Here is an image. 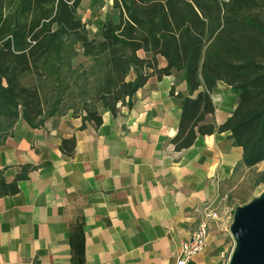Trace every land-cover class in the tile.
<instances>
[{
	"label": "crops",
	"instance_id": "1",
	"mask_svg": "<svg viewBox=\"0 0 264 264\" xmlns=\"http://www.w3.org/2000/svg\"><path fill=\"white\" fill-rule=\"evenodd\" d=\"M178 74L151 75L114 113L98 104L99 125L70 111L0 123V264H176L207 207L221 218L189 264L230 263L222 199L264 160L247 166L229 130L198 133L177 150L176 94L188 92ZM212 97L206 122L218 126L239 96L223 82Z\"/></svg>",
	"mask_w": 264,
	"mask_h": 264
},
{
	"label": "trees",
	"instance_id": "2",
	"mask_svg": "<svg viewBox=\"0 0 264 264\" xmlns=\"http://www.w3.org/2000/svg\"><path fill=\"white\" fill-rule=\"evenodd\" d=\"M81 2L0 0L4 129L19 117L37 125L65 112L76 91L87 98L72 106L73 114L99 125L98 104L114 113L132 105L151 75L179 72L188 92L176 94L182 113L176 149L192 146L198 133L229 130L247 166L264 160V0H116L118 19L107 18L94 37L78 16ZM79 54L92 60L90 70L74 68ZM223 82L239 100L216 126L206 118Z\"/></svg>",
	"mask_w": 264,
	"mask_h": 264
},
{
	"label": "rangeland",
	"instance_id": "3",
	"mask_svg": "<svg viewBox=\"0 0 264 264\" xmlns=\"http://www.w3.org/2000/svg\"><path fill=\"white\" fill-rule=\"evenodd\" d=\"M116 0H82L80 6L77 9L78 16L84 22L89 34L94 37L97 36L101 30L103 22L107 18L117 20L119 16V9L115 5ZM92 60L83 57L81 54L77 56L74 61V68L80 72L82 70H90ZM180 78L181 73L178 74ZM82 95V96H81ZM87 98L86 94H80L77 91L75 95H72L70 99H66L64 111L73 112L72 106H81L83 101L82 98ZM248 179V184L245 185L243 190L240 192L228 193L222 200L223 212L228 216V222H232L234 217V211L237 207L242 206L245 203L250 202L257 196L264 193V167L263 165L255 167V170L251 172ZM229 223V226H230ZM229 228V227H228ZM232 233V232H231ZM233 235V234H232ZM235 246H237L236 239L233 236Z\"/></svg>",
	"mask_w": 264,
	"mask_h": 264
},
{
	"label": "water",
	"instance_id": "4",
	"mask_svg": "<svg viewBox=\"0 0 264 264\" xmlns=\"http://www.w3.org/2000/svg\"><path fill=\"white\" fill-rule=\"evenodd\" d=\"M229 229L237 243L229 264H264V193L236 208Z\"/></svg>",
	"mask_w": 264,
	"mask_h": 264
},
{
	"label": "built area",
	"instance_id": "5",
	"mask_svg": "<svg viewBox=\"0 0 264 264\" xmlns=\"http://www.w3.org/2000/svg\"><path fill=\"white\" fill-rule=\"evenodd\" d=\"M221 214L216 209L208 208L201 214L195 231L189 240H185L181 245V250L177 256L176 264H189L194 255L203 251L207 244V236L209 233L208 225L213 219H220Z\"/></svg>",
	"mask_w": 264,
	"mask_h": 264
}]
</instances>
